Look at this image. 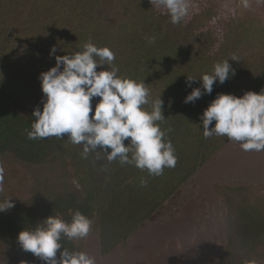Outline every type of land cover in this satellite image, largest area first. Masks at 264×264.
<instances>
[{
    "label": "trees",
    "instance_id": "trees-1",
    "mask_svg": "<svg viewBox=\"0 0 264 264\" xmlns=\"http://www.w3.org/2000/svg\"><path fill=\"white\" fill-rule=\"evenodd\" d=\"M238 27L232 30L239 35L234 43L212 52L209 43L187 39L180 24L159 14L150 0H0V202L14 204L0 212V264H45L22 249L18 234L52 215L71 222L76 210L92 225L86 238L62 237L69 251L86 252L96 264H185L161 245L168 233L180 236L181 229L198 226L194 214L173 217L165 226L176 213L172 203L177 208L190 188L187 200L204 191L209 199L201 206L209 215L207 230L197 234H204L201 249L213 242L214 227L220 232L205 264H264V151L245 152L226 136L205 138L200 119L218 94L242 97L264 90V32L252 23ZM246 36L253 41L240 39ZM87 42L108 47L119 76L144 82L150 99L161 97L166 120L157 123L175 148V167L151 176L134 165L109 162L99 147L101 152L82 158L83 145L68 141V134L28 139L33 113L43 110L46 99L41 73L56 66V56L82 51ZM225 59L235 75L185 103L193 89L204 92L198 79ZM102 70L108 66L97 68ZM187 76L197 80L189 86ZM98 100H92L90 116ZM213 166L214 186L196 185ZM162 216L165 224L156 228Z\"/></svg>",
    "mask_w": 264,
    "mask_h": 264
},
{
    "label": "clouds",
    "instance_id": "clouds-1",
    "mask_svg": "<svg viewBox=\"0 0 264 264\" xmlns=\"http://www.w3.org/2000/svg\"><path fill=\"white\" fill-rule=\"evenodd\" d=\"M150 2L166 10L173 24H179L188 15L187 0ZM149 42L154 43L155 37ZM55 52L53 47L50 55ZM55 58L56 66L39 77L46 99L42 101L43 110L37 107L33 113L36 119L31 123V130H26L28 139H63L68 134V141L83 145L82 158L87 159L90 152H101L97 150L99 147L107 154L109 162L118 160L121 165H134L142 171L147 170L151 176L161 175L165 167H175V148L170 140L165 141L166 133L157 123L166 120L163 100L161 97L150 99L144 82L119 76V68L113 63L115 54L108 47L87 42L82 51ZM104 65L108 70L97 71ZM230 74L234 76L235 71L229 60L216 63L211 74H203L198 79L202 81L204 92L195 88L184 102L194 103L205 92L211 94L214 83L218 80L224 84ZM195 80L187 76L189 86ZM94 98L99 100L94 115L90 116ZM144 106H150V110ZM200 119L205 138L226 136L229 142L239 143L245 152L264 151V90L260 93L247 91L242 97L218 94ZM213 122L215 125L210 128ZM126 140H129L127 146ZM2 180L0 170V192L3 191ZM141 183L146 184V181ZM13 207L12 199L0 202V212ZM91 225L92 221L79 210L72 215L71 222L52 215L34 230L21 231L18 242L25 252L32 253L45 264H96L95 257L83 251H69L61 243L62 237L86 238ZM21 264L27 262L21 261ZM244 264H256V261L246 260Z\"/></svg>",
    "mask_w": 264,
    "mask_h": 264
},
{
    "label": "rangeland",
    "instance_id": "rangeland-1",
    "mask_svg": "<svg viewBox=\"0 0 264 264\" xmlns=\"http://www.w3.org/2000/svg\"><path fill=\"white\" fill-rule=\"evenodd\" d=\"M187 3L188 15L179 23L182 34L194 43H209L212 52L219 50L228 43L232 44L236 41L239 35H237V30L236 32L234 31L235 34L232 32L235 26H245L252 23L259 29L260 33L264 32V0H247V6H245V0H187ZM156 9L159 14L169 16L166 10L157 7ZM240 39L243 41L247 39L253 41V38H247V36ZM214 170L215 166L212 167L206 177L200 175L196 181V185L197 183H206L207 185L214 186L217 177L213 176H216V174L210 175ZM211 186L208 187L211 188ZM190 189L186 191V195L184 194L185 196L182 198L184 200L182 202L178 201L177 208L175 205L177 201L172 203V212L176 209V213L171 216L167 215L170 217H166V224L164 223L165 218L162 216L161 218L164 219L156 223V228L162 227L164 224L165 226L169 225L168 223L173 217L178 216L184 219L186 216L189 219L194 214L192 217L197 218L198 222L196 228L181 229L180 236H172L171 233H168L161 246L168 252L171 250L170 254L185 264H195V262L197 264H205V258L209 257L210 248L215 245L213 243L214 238L219 236L220 232L216 231V229L214 230V227L210 232L213 233V242L209 244L208 248L205 242L202 246L203 250L201 249V245L203 244L201 238L204 234L200 235L201 237H198L197 234L199 230L206 231L209 224V215L204 216L201 206L203 203L208 202L209 199L208 196L207 198L204 197V191L202 195L198 192L194 196H191L192 199L187 200L188 193L192 191ZM172 212L169 213L171 214ZM182 213H184V216L181 215ZM143 236L148 237L149 235L145 232Z\"/></svg>",
    "mask_w": 264,
    "mask_h": 264
}]
</instances>
